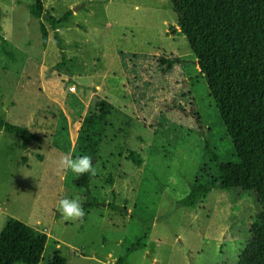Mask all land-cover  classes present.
I'll return each instance as SVG.
<instances>
[{
    "label": "rangeland",
    "instance_id": "obj_1",
    "mask_svg": "<svg viewBox=\"0 0 264 264\" xmlns=\"http://www.w3.org/2000/svg\"><path fill=\"white\" fill-rule=\"evenodd\" d=\"M41 1L55 17L77 12L71 18L74 30L61 24L56 34L64 55L75 57L61 63L51 27L29 12L35 0H0V119L40 136L24 149L19 134L0 130V231L15 218L48 235L40 264L55 251L66 264H107L109 253L114 259L109 264L121 258L119 264H237L260 210L255 195L213 188L193 207L178 204L195 180L217 177L190 116V100L209 131L218 163L238 159L188 42L177 30L170 0ZM159 55H176L181 65L162 72ZM41 79L47 91L65 94L63 108L77 113L76 119L87 100L70 93L86 90L81 84H103V89L120 84L126 91L122 110L108 108L98 149L79 140L59 105L41 92ZM171 100L182 111L167 108ZM130 145L143 159L140 167L125 163ZM68 153L91 157L96 174L84 173L85 187L74 184L80 175L58 169L57 161ZM109 175L123 200L109 193ZM82 195L100 204L83 207L80 220H65L57 201ZM148 224L150 232L141 241Z\"/></svg>",
    "mask_w": 264,
    "mask_h": 264
},
{
    "label": "trees",
    "instance_id": "obj_2",
    "mask_svg": "<svg viewBox=\"0 0 264 264\" xmlns=\"http://www.w3.org/2000/svg\"><path fill=\"white\" fill-rule=\"evenodd\" d=\"M170 2L177 17V29L188 42L238 159L234 164L218 163L209 131L190 100V116L204 140L207 156L216 167L217 177L203 183L195 180L178 204L193 207L213 188L253 193L260 210L250 226V238L240 251L237 264H264V0ZM29 12L49 24L61 51L56 29L58 24L68 21L71 11L55 17L43 10L41 0H35ZM40 32L46 45L48 30L43 22ZM60 55L63 56L61 52ZM61 62H66L63 57ZM156 62L162 72H168L178 67L181 59L176 55H159ZM166 106L171 110L176 103L171 100ZM108 107L106 101L95 97L83 119L80 140L92 149L97 145L101 122L109 114ZM0 130L19 134L24 149L29 142L40 140V136L26 127L1 119ZM127 158L138 167L142 165V158L133 151L128 152ZM85 181L83 174L74 183L85 186ZM147 231L149 224L141 241L147 238ZM46 241L45 233L8 218L0 231V264H40ZM48 264H66V260L55 251Z\"/></svg>",
    "mask_w": 264,
    "mask_h": 264
},
{
    "label": "crops",
    "instance_id": "obj_3",
    "mask_svg": "<svg viewBox=\"0 0 264 264\" xmlns=\"http://www.w3.org/2000/svg\"><path fill=\"white\" fill-rule=\"evenodd\" d=\"M42 5H43V3H42ZM44 10V9H43ZM45 11V10H44ZM47 12H49V11H47ZM76 11H71V14H70V16H69V18H68V21L67 22H61L60 24H58L57 25V29H56V33H59L60 32V25L61 24H63L64 25V30H74L73 29V24H72V21H71V18L72 17H75L76 16ZM53 15V14H52ZM54 16V15H53ZM78 25H80V24H78ZM76 26L77 28L78 27H80V26ZM177 30H179V29H177ZM58 38H59V36H58ZM59 41H60V38H59ZM48 44V39H47V42H46V45ZM60 44H61V51H60V49H59V47H58V45L56 44V46H57V49H58V54H59V56H60V58H61V61H62V57L65 59V64L64 65H66L67 64V62H69V61H67L69 58V60H74L73 58L75 57V56H73V55H67V56H65L64 55V52H63V45H62V43H61V41H60ZM60 52L62 53V55L63 56H61L60 55ZM196 61V60H195ZM62 63V62H61ZM180 65H181V63H180ZM72 77L75 79V73H73L72 74ZM40 82H41V84H42V89H41V92L47 97V100L49 101V102H51V103H53V104H56V105H59V108L61 109V112H62V114H63V117H64V120L66 121V123L69 125L70 123H73V126H75L76 127V129L75 130H77V134H79V136H78V138H79V140H80V137H81V132H80V129H81V125H82V122H83V119H84V117H85V115H86V113H87V110H88V107H89V104H90V102L92 101V99L93 98H95V97H99V95H102L103 96V98L101 97V99H103L104 101H106L107 103H108V105L111 107V105L112 106H114V108H116V109H121L122 110V108H124V106H125V104L127 103L126 102V100H125V94H126V91H124V93H122L121 91H120V87H121V85L119 84V85H112V84H107V86H105V88L103 89V84L102 85H99V84H96V85H94V86H92V85H90V84H81L80 86H82V87H84V88H87L86 90H81V91H74V92H71L70 94H71V96L75 99V100H79V99H81V98H85L86 100H87V102H86V104H85V110H84V112H83V114H82V116L81 117H79V118H77L76 119V116H77V113H72L70 110H68V109H66V108H63V105H62V103H63V100L62 101H60L63 97H64V95H63V93H61V91L59 92V93H57L55 90H51V91H47L46 90V86H45V81H44V79L42 80H40ZM79 86V87H80ZM123 86V85H122ZM48 88H50V87H48ZM109 93H114V95H117L118 96V98H116V100L113 98L114 97V95L113 96H111L110 97V95H109ZM119 93H122L121 94V96H119ZM94 96V97H93ZM121 97V98H120ZM118 104V105H117ZM109 108V107H108ZM119 111L117 110V113H118ZM129 112V111H128ZM121 114V113H120ZM110 115V113L103 119V121L101 122V125H100V127H99V138H98V142H97V145H96V147L98 146V144L100 143V141H99V139L101 138V133L103 132V131H101V128H103V130H104V123H105V120H106V118L108 117ZM137 121V120H136ZM71 128V127H70ZM122 137H125L124 136V134H123V136ZM135 140V139H134ZM133 140V141H134ZM21 144H22V142H21ZM96 147L94 148V149H96ZM99 147V146H98ZM98 147H97V149H98ZM115 147V146H114ZM135 150V148H133L131 145H130V147H129V149H128V151H127V155H128V152L129 151H133V152H135L134 151ZM95 151V150H94ZM94 153V152H93ZM137 155H138V153L137 152H135ZM127 155H126V161H125V163L126 164H130L131 162V164L132 165H135L134 163H133V161L131 160V159H128L127 158ZM38 156V155H37ZM141 157V156H140ZM41 158H42V156H41ZM142 158V157H141ZM143 160V159H142ZM131 161V162H130ZM143 163V162H142ZM135 166H137V165H135ZM138 167V166H137ZM112 177H110V175H109V178H108V183H109V185H110V190H109V193L111 194V196H115V197H118V198H120L121 200H123L124 198H126V197H122L120 194H118L117 192H116V184L114 183V181H113V179H111ZM110 179L112 180L111 182H110ZM75 184V183H74ZM76 185V184H75ZM86 186V185H85ZM85 186H77L76 185V187H80V188H82V187H85ZM81 190V189H80ZM87 194H91L92 195V193L90 192V190L89 189H87ZM80 195H81V191H80ZM80 198H81V200H82V202H83V207H86V209H88L89 207L91 208V207H93L94 205H91V206H89L88 204H86V203H89V202H91V203H95V204H100L99 203V201H98V199H96L95 197L93 198L92 197V199H91V201H85V199H84V195H82V196H80ZM109 203H111V201H109V202H107V205H109ZM84 209V208H83ZM126 214H127V211H126ZM149 232H150V226H149ZM148 232V233H149ZM47 238H48V235H47ZM47 242V241H46ZM117 244H121V240H119L118 242H117ZM111 255H112V253H109V256H107L106 257V259H107V261H106V263L107 264H109V261L110 262H112V260H114V259H109L110 257H111ZM42 259V258H41ZM122 261V258L121 259H119L117 262H121ZM119 263H117V264H119ZM48 264V263H47ZM111 264V263H110Z\"/></svg>",
    "mask_w": 264,
    "mask_h": 264
},
{
    "label": "clouds",
    "instance_id": "obj_4",
    "mask_svg": "<svg viewBox=\"0 0 264 264\" xmlns=\"http://www.w3.org/2000/svg\"><path fill=\"white\" fill-rule=\"evenodd\" d=\"M60 171H71L76 175L84 173L96 174V170L92 166V159L87 155L73 156L71 153L65 154L57 161ZM57 210L65 220L77 221L84 217L83 202L78 196H64L57 201Z\"/></svg>",
    "mask_w": 264,
    "mask_h": 264
},
{
    "label": "built area",
    "instance_id": "obj_5",
    "mask_svg": "<svg viewBox=\"0 0 264 264\" xmlns=\"http://www.w3.org/2000/svg\"><path fill=\"white\" fill-rule=\"evenodd\" d=\"M69 89H70V90H74V87H73V86H71Z\"/></svg>",
    "mask_w": 264,
    "mask_h": 264
}]
</instances>
